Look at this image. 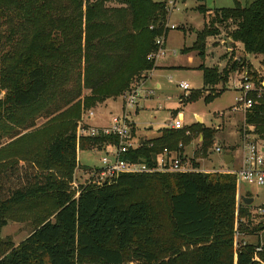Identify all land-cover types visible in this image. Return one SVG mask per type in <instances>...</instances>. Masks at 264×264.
Segmentation results:
<instances>
[{"label": "trees", "instance_id": "16d2710c", "mask_svg": "<svg viewBox=\"0 0 264 264\" xmlns=\"http://www.w3.org/2000/svg\"><path fill=\"white\" fill-rule=\"evenodd\" d=\"M51 1L0 0V18L5 17L6 9L17 10L23 13L24 23L30 25L25 48L18 54H9L13 58L0 68V83L7 91L5 101H0V120L6 107L21 109L36 105L48 93L51 80L58 87L61 80L69 82L74 75L78 76L75 83L79 91L83 85L95 90L86 100L90 102L124 94L140 70L149 72L156 68L147 56L156 49V39L169 34L166 27L169 0H98L84 14L85 45L78 35L70 36L69 30L75 26L72 18L61 20L64 35L55 38L60 26L49 6ZM107 3H115L119 8H107ZM77 7L78 21L82 23L81 1ZM197 10L205 16L212 12L202 6ZM215 15L210 16L198 34L193 50L205 59L207 39L221 35V27H232L228 37L241 42L246 54L259 55L264 67V0L245 7L236 1L234 8L217 10ZM8 58L3 56V60ZM242 67L257 85H264V78L243 60L228 64L222 72L205 65L198 69L203 73L204 86L215 87L227 84L230 76ZM213 97L218 96L210 94L209 99ZM251 97L254 105L245 114V124L254 128L251 133L264 144V96L258 99L251 94ZM183 131H159L161 136L143 142L128 157L153 166L165 149L179 151ZM86 140L94 142L99 150L108 142H118L116 138L105 137ZM77 148L75 135L58 136L47 150L44 169L26 159L10 163L0 171L3 212L47 195L57 205L54 219L43 222L20 245L10 249L0 264H78L81 259L104 264H128L129 259L135 264H181L184 254L174 239L196 247L190 264H264V242L239 244L233 254L237 233L233 224L235 174H123L116 180L83 188L75 198L65 192V183L53 181L52 168L75 166L76 161L70 155L74 156ZM149 182L159 183L169 199L172 241L164 243L157 237L153 204L146 199H133ZM245 215L250 218L249 210ZM254 229H264V221Z\"/></svg>", "mask_w": 264, "mask_h": 264}, {"label": "rangeland", "instance_id": "374dc122", "mask_svg": "<svg viewBox=\"0 0 264 264\" xmlns=\"http://www.w3.org/2000/svg\"><path fill=\"white\" fill-rule=\"evenodd\" d=\"M80 1L84 17L82 23L77 17V5ZM236 1L245 7L256 0H177L179 9L173 13L167 12L166 16V25L169 27L175 25L176 29L169 30L166 56L157 60L156 65L161 68L156 72L149 71V81L144 85V76L147 72L140 70L131 79V87L128 90L140 88L136 99L137 105L128 107L126 113L131 122H134L132 127L136 126L133 138L152 139L161 136L162 133L159 131L167 128L170 121L182 117L185 135L180 139L179 145L185 147L184 157L191 159L198 173L233 174L231 170H238L241 166L245 136L252 135L256 138L251 133L254 128L245 124V113L232 111L236 97L239 95L237 89L247 69L242 67L239 72L232 74L227 84H219L218 87H208L203 90V73L198 68L205 65L222 72L223 63L227 62L231 65L243 60L264 78V67L260 64L261 57L246 56L243 44L228 37L232 27L231 29L221 27L220 37L207 39L205 59L193 50L197 36L204 30L206 22L205 15L197 8L202 6L211 9L212 12L208 15L214 17L217 10L234 8ZM96 2L98 0H52L49 6L56 24L60 26L55 32V38H63L64 27L61 25V20L72 18L75 20V26L74 28L68 26L71 28L70 36L78 35L85 45L87 34L84 14L88 6ZM106 6L119 8L115 3H107ZM6 10L5 17L0 18V68L9 64V60L13 58L9 54H18L19 50L25 48L26 37L30 33V25L24 23L23 13ZM4 55H8L9 58L3 60ZM76 78L78 76L74 75L69 82L61 80L62 83L58 84V87L56 81L51 80L48 93L30 108L4 109V118L0 120V171L10 163H22L26 159L33 160L39 169H44L48 162L47 150L54 138L73 134L78 140L76 154L70 155L76 161L75 166L70 168L53 166V181L65 183V192L75 198L83 188L97 185V178L92 175L94 168L101 165L105 152L100 151L94 142L86 138L80 139L79 130L81 125L92 124V127L105 125L110 123L113 116L125 114L123 96L126 92L122 95L86 102L95 94V90L83 85L79 91L75 83ZM180 83L189 84L190 90H182L179 87ZM156 84L161 85L160 90L156 88ZM1 85L0 83V101H5L7 91ZM108 90L111 91L110 87ZM210 94L218 97L209 99ZM91 112L94 113V117L90 119ZM13 113L14 117L11 116ZM199 118L202 119L201 122ZM205 131L208 132L207 135ZM217 148L221 152H217ZM225 155L234 156V162L226 164ZM138 198L149 200L153 204L156 215V225L153 224V227L159 240L164 243L172 241L169 199L159 183L149 182L133 199ZM243 198H253L254 202L247 208ZM259 207H264V186L242 183L237 178L233 224L235 230H239L241 224L243 229L238 231L239 235L235 234L236 244L233 254H236L237 245L244 242L248 244L264 242V229H254L264 221V217L256 215ZM56 210V202L50 195L12 206L7 212L0 209V259L4 258L10 249L20 245L43 222L53 220ZM248 210L250 218L245 215ZM174 241L184 254L181 264H190L191 253L196 247L182 240L174 239ZM127 262L135 264L130 259ZM78 264L104 263L93 259H81Z\"/></svg>", "mask_w": 264, "mask_h": 264}, {"label": "built area", "instance_id": "2783aa9c", "mask_svg": "<svg viewBox=\"0 0 264 264\" xmlns=\"http://www.w3.org/2000/svg\"><path fill=\"white\" fill-rule=\"evenodd\" d=\"M178 9L177 0H169L167 2L169 13H173ZM167 28L174 30L176 26L169 27L167 25ZM166 43L167 38L165 35L158 37L155 42L156 49L147 56L148 61L156 65L158 59L164 58L167 53ZM179 87L184 91L190 90V86L187 83H180ZM238 90L239 95L236 97L235 105L232 107V111L235 113L244 112L246 114L253 107L254 99L251 97V94L255 95L258 99L264 96V85H257L248 72L243 75ZM139 93L140 88H132L124 94L125 114L113 116L108 125L102 127L81 125L82 127H80V139L105 137L116 138L118 141L116 143L108 142L102 148L105 155L101 160V165L94 168L92 175L97 178V184L106 183L123 174L186 173L193 171L184 155L180 153L183 145H179V151L165 149L157 156L153 166L148 165L146 162L129 159L128 155L132 150H136L140 146V143L134 141L133 124L126 113L128 107L137 105L136 99ZM93 117L94 113L91 112L89 118ZM167 127L171 130H183V120L181 118L173 119ZM216 151L221 152L219 148ZM232 173L236 174L238 180L242 183L264 186V144L253 138L252 135H246L243 144L241 166ZM256 215L264 217V207H259L256 210ZM238 231L236 235H239ZM244 244L246 243L244 242Z\"/></svg>", "mask_w": 264, "mask_h": 264}, {"label": "crops", "instance_id": "0c3cea01", "mask_svg": "<svg viewBox=\"0 0 264 264\" xmlns=\"http://www.w3.org/2000/svg\"><path fill=\"white\" fill-rule=\"evenodd\" d=\"M210 18V15H207V16H205V18H206V22H205V24L208 22V20H209V18ZM208 18V19H207ZM170 35V32H169V34H168V36ZM168 36L166 37L167 39H168ZM221 35H219V36H216V37H213V38H217V37H220ZM227 44L229 45V48H230V42L228 41L227 42ZM166 45H167V43H166ZM244 50V49H243ZM246 56L247 57H250L251 55H248V54H246ZM227 64V62L226 63H223L222 64V67L224 66V68H222V70H224L225 68H226V66L228 65H226ZM226 65V66H225ZM159 68H161L160 66H158V65H156V68L154 69L155 70V72L159 69ZM154 70H153V72H154ZM235 74V73H234ZM230 78H231V76H230ZM147 81H149V73L147 72V74H146V78L144 79V83H143V85L147 82ZM230 81V80H229ZM229 83V82H228ZM219 85H217V86H215V87H218ZM156 88L158 89V90H160L161 89V85L160 84H156ZM208 87H205L204 86V88H203V90H206ZM238 90V89H237ZM239 91V90H238ZM182 104V103H181ZM173 112H175V111H173ZM182 120H183V118L182 117H180ZM175 119H177V117L175 118ZM199 120V122H201L202 121V119L201 118H199L198 119ZM89 124H90V121L88 122ZM109 124V123H108ZM108 124H105V125H98V126H96V127H102V126H106V125H108ZM132 124H134V122H132ZM90 125H92V124H90ZM169 125V124H168ZM167 125V126H168ZM94 126V125H93ZM133 128V131H135L134 129H136V126L135 127H132ZM165 129H169L168 127L167 128H165ZM171 130V129H170ZM159 136V135H158ZM157 136V137H158ZM156 138V137H155ZM152 139H154V138H152ZM203 138L201 137V140H202ZM146 140H151V139H146V138H141V139H137V138H135L134 137V141L135 142H137V143H140V144H143V142H145ZM184 149H185V147L183 146V148L180 150V153L181 154H183L184 155ZM101 151V150H100ZM242 152H243V147H242ZM232 155V154H231ZM226 156V155H225ZM233 157V160H232V162H234V156H232ZM186 159V158H185ZM188 162H189V164H190V167H191V169L193 170V172H196V170H197V168H194L195 166H194V164L192 163V161H191V159H189L188 160V158L186 159ZM231 162V163H232ZM242 162V161H241ZM230 163V164H231ZM194 169H195V171H194ZM232 172H233V170H231ZM230 170H224V172H231ZM236 171V170H235Z\"/></svg>", "mask_w": 264, "mask_h": 264}, {"label": "water", "instance_id": "95a60500", "mask_svg": "<svg viewBox=\"0 0 264 264\" xmlns=\"http://www.w3.org/2000/svg\"><path fill=\"white\" fill-rule=\"evenodd\" d=\"M232 160H233V157L231 155H226L225 156V162H226V164H230L232 162ZM243 200H244V203L246 205H251L254 202V199L253 198H243Z\"/></svg>", "mask_w": 264, "mask_h": 264}]
</instances>
